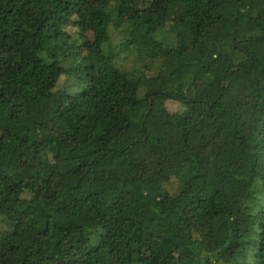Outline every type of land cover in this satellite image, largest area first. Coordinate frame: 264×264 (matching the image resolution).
Wrapping results in <instances>:
<instances>
[{"label": "trees", "instance_id": "1", "mask_svg": "<svg viewBox=\"0 0 264 264\" xmlns=\"http://www.w3.org/2000/svg\"><path fill=\"white\" fill-rule=\"evenodd\" d=\"M0 264H264V0H0Z\"/></svg>", "mask_w": 264, "mask_h": 264}, {"label": "rangeland", "instance_id": "2", "mask_svg": "<svg viewBox=\"0 0 264 264\" xmlns=\"http://www.w3.org/2000/svg\"><path fill=\"white\" fill-rule=\"evenodd\" d=\"M84 31H82L81 30V35L83 36V37H85L87 40H85V41H83V42H81V43H79V47H82L83 48V50L82 51H86V50H84L85 49V45H87L90 41H92L93 39H94V33L92 32V31H86L85 29H83ZM55 40H54V42L49 46L50 48H53V46H54V44H55ZM126 64H129V61L127 62H125Z\"/></svg>", "mask_w": 264, "mask_h": 264}]
</instances>
